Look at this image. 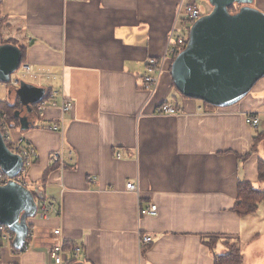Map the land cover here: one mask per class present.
I'll return each mask as SVG.
<instances>
[{"label":"crops","instance_id":"obj_1","mask_svg":"<svg viewBox=\"0 0 264 264\" xmlns=\"http://www.w3.org/2000/svg\"><path fill=\"white\" fill-rule=\"evenodd\" d=\"M192 5L205 12L198 0H0V44L18 47L21 65L39 76L24 84L74 105L67 114L38 115L37 103L29 113L21 85L0 82V104L16 105L14 138L38 153L27 177L34 190L26 189L53 208L48 220L38 211L28 220V250L5 248V264H54L56 229L82 247L84 264H215L229 246L241 248L246 227L250 243L263 237L254 219L263 203L246 217L233 208L240 182L264 185V77L228 108L179 96L167 71L153 96L143 90L148 61L166 56ZM252 7L264 13V0ZM165 103L182 113L158 116ZM247 116L258 117L260 128ZM20 117L32 127L22 131ZM58 121L62 133L47 129ZM58 150L63 169L51 164ZM129 181L138 194L126 190ZM150 204L158 216L140 215V205ZM145 236L153 241L142 248Z\"/></svg>","mask_w":264,"mask_h":264},{"label":"water","instance_id":"obj_2","mask_svg":"<svg viewBox=\"0 0 264 264\" xmlns=\"http://www.w3.org/2000/svg\"><path fill=\"white\" fill-rule=\"evenodd\" d=\"M209 3L212 12L191 26L188 44L171 66V77L183 97L228 108L243 100L264 77V13L252 7L254 0ZM234 7L239 10L231 14ZM21 63L18 47L0 44L1 83L8 84ZM17 94L22 107L32 113V107L45 98L46 90L22 82ZM19 120L22 131L32 127L27 117ZM0 167L10 178L17 177L23 167L22 158L11 152L1 131ZM37 211L35 197L25 187L16 182L0 186V226L15 233V250L24 246L28 220Z\"/></svg>","mask_w":264,"mask_h":264},{"label":"built area","instance_id":"obj_3","mask_svg":"<svg viewBox=\"0 0 264 264\" xmlns=\"http://www.w3.org/2000/svg\"><path fill=\"white\" fill-rule=\"evenodd\" d=\"M202 17L201 9L192 5L187 8V10L180 15V24L182 26L181 31L172 33L171 36V45L169 51L166 56L161 59L149 60L147 63V73L143 77V90L148 92L151 96H153L160 84L161 77L163 73L166 71L168 62L172 59V57L180 51L183 47L186 48L191 26ZM184 29V30H183ZM183 30V31H182ZM185 50V49H184ZM38 74H36L34 68L29 64H22L20 68L11 76L10 82L8 83L12 89H17L20 87L21 83L26 79H38ZM59 94L57 92H49L46 93L45 98L40 101L36 106V112L38 115H44L49 110H59L62 114H67L72 112L73 103L70 100L62 99L59 103L58 98ZM182 112L181 110L170 104L165 103L161 105L157 109L158 116H178ZM246 123L254 129H258L261 126V120L258 117L247 116ZM47 129L51 132L62 133L64 130V124L61 121L49 125ZM0 131L2 133L3 139L11 150L12 153L20 156L23 161V167L20 174L17 177L10 178L4 170L0 167V186H6L10 182H16L25 188H30L31 191L34 190L33 185L28 181V173L31 168L34 166L36 161L38 160L37 151L28 146L23 139H15L12 134V126L8 121V117L5 113H0ZM71 154H69V160H71ZM118 157L121 156L118 154ZM51 164L59 166L60 168H65L67 166L66 159L63 155V150H58L51 154ZM126 190L128 192H132L135 194L139 193V186L137 182L129 181L126 185ZM30 191V192H31ZM33 193V192H31ZM36 201V200H35ZM36 206L38 208V213H41V217L43 219H50V214L53 211L52 206L46 203L43 200V196L39 197L36 201ZM40 210V211H39ZM139 213L142 216H158V207L156 205H140ZM53 236L56 238V242L50 248V256L54 261V264H76L80 263L83 249L79 245L75 246H67L66 242L62 239V233L60 229L53 230ZM33 237L32 232L29 231L24 246L20 250V253L25 252L29 248V244H27V239L30 240ZM15 233L12 232L9 228L0 226V264L3 263V252L5 246H9L12 249V252L15 254L16 251L13 249V244L15 241ZM153 239L150 236H145L141 239V247L146 248L152 243ZM19 253V252H18ZM2 262V263H1ZM5 264V263H3Z\"/></svg>","mask_w":264,"mask_h":264},{"label":"trees","instance_id":"obj_4","mask_svg":"<svg viewBox=\"0 0 264 264\" xmlns=\"http://www.w3.org/2000/svg\"><path fill=\"white\" fill-rule=\"evenodd\" d=\"M237 12H238V8L236 7L230 10L231 14H235ZM184 49L185 47H183L180 51H178L168 62L166 71L170 76H171V66L173 62ZM0 107H5L6 110L10 111L8 114L5 112L4 113L8 116V121L12 122L15 119L14 111L16 110V105H11L9 103H1ZM1 112L3 111L1 110ZM259 176L261 181H264V168H260ZM262 203L264 204V191L255 189L253 187V184L247 181H242L239 183L238 200L233 208V211L239 217H246L248 215L256 213L259 209V205ZM211 245H214L213 241L212 243L211 242L209 243V246ZM67 246L69 247L70 245L67 244ZM242 253H243L242 249L239 246L237 245L229 246L228 251L225 254L215 256V264H245V260Z\"/></svg>","mask_w":264,"mask_h":264},{"label":"rangeland","instance_id":"obj_5","mask_svg":"<svg viewBox=\"0 0 264 264\" xmlns=\"http://www.w3.org/2000/svg\"><path fill=\"white\" fill-rule=\"evenodd\" d=\"M198 5L200 7H205V12L203 13L201 11L202 17L207 15L209 9H208V5L206 4V2H204L203 0H198ZM237 8L239 10V7ZM25 81L30 83L31 79H26ZM179 96H182V95L179 93ZM1 110L7 114L10 112L6 110L5 107H0V113H1ZM257 187L260 188L259 190H262V189L264 190V185H258ZM51 215H52V212L50 216ZM254 219L258 220L264 227V205L260 207V211L258 212V215L254 217ZM245 232L246 233L243 234L244 237H242V241L240 244L242 252H243L242 253L243 257L245 258L244 259L245 264H264V235L259 240L250 243L247 237L248 227H246ZM5 248H10V247L6 245ZM4 260L5 259L3 258V263H5Z\"/></svg>","mask_w":264,"mask_h":264}]
</instances>
